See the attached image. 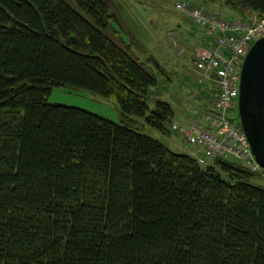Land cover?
Listing matches in <instances>:
<instances>
[{
	"label": "trees",
	"instance_id": "1",
	"mask_svg": "<svg viewBox=\"0 0 264 264\" xmlns=\"http://www.w3.org/2000/svg\"><path fill=\"white\" fill-rule=\"evenodd\" d=\"M71 1L0 0V264H264L255 172L49 101L85 89L172 132L156 74L106 33L116 2ZM205 1L264 18V0Z\"/></svg>",
	"mask_w": 264,
	"mask_h": 264
},
{
	"label": "rangeland",
	"instance_id": "2",
	"mask_svg": "<svg viewBox=\"0 0 264 264\" xmlns=\"http://www.w3.org/2000/svg\"><path fill=\"white\" fill-rule=\"evenodd\" d=\"M68 1L72 3L71 0ZM114 1L118 7V19L111 23L106 33L115 40L120 41L122 39L124 45H131L133 55L147 63L156 74L158 83L150 89V106L154 107L156 101L160 99L170 101L175 112L173 121L183 124L190 123L195 110L205 111L202 107L204 102L209 103V110L212 109L213 101H216V94H218L219 89L213 84L207 86V80L204 82L199 81L193 57L194 52L200 45L198 46V43L193 39L190 42H185L182 31L175 27L176 19L183 15L189 16L176 8V3L180 0ZM188 1L191 3L192 8H199L208 14L213 10L221 14L222 17L231 20L254 21L258 17L255 12H250L245 18L237 14L236 11L234 13L227 6L221 7L219 4L205 0ZM189 18L191 17L189 16ZM194 27L197 26L194 24ZM152 58L155 64L159 65L160 63L159 67L153 64ZM183 62L185 65H182ZM204 86L208 89L206 95L201 92ZM49 101L56 104L80 107L117 123L130 125L140 132L159 139L166 145L171 146L169 144L171 140L176 141L179 147L171 146L172 150L194 157L197 156L196 147L184 141L178 133H163L150 126L144 117L133 116L131 120L124 119L120 106L114 98H106L85 89L62 86L53 89ZM238 114V110L231 112L233 119L235 117L237 119ZM201 122L204 125L206 123L205 120ZM205 126L209 127V125ZM230 159L242 163L239 159ZM251 182L264 188V173L256 172V175L251 178Z\"/></svg>",
	"mask_w": 264,
	"mask_h": 264
},
{
	"label": "built area",
	"instance_id": "3",
	"mask_svg": "<svg viewBox=\"0 0 264 264\" xmlns=\"http://www.w3.org/2000/svg\"><path fill=\"white\" fill-rule=\"evenodd\" d=\"M176 8L187 13L197 26L214 34L211 47L199 46L196 49L193 63L199 81H212L219 91L212 112H203L209 127L195 118L200 113L195 110L190 123L173 121L172 130L188 144L202 146L201 158L203 156L212 160L218 156L233 155L241 159L245 156L251 161L249 167L252 168L253 156L247 137L230 112L238 107L244 60L251 46L264 37V18L257 17L254 21L231 20L213 12L208 14L199 8H192L188 0L178 1Z\"/></svg>",
	"mask_w": 264,
	"mask_h": 264
},
{
	"label": "water",
	"instance_id": "4",
	"mask_svg": "<svg viewBox=\"0 0 264 264\" xmlns=\"http://www.w3.org/2000/svg\"><path fill=\"white\" fill-rule=\"evenodd\" d=\"M238 108L244 133L264 168V37L251 46L244 60Z\"/></svg>",
	"mask_w": 264,
	"mask_h": 264
},
{
	"label": "crops",
	"instance_id": "5",
	"mask_svg": "<svg viewBox=\"0 0 264 264\" xmlns=\"http://www.w3.org/2000/svg\"><path fill=\"white\" fill-rule=\"evenodd\" d=\"M219 14V13H218ZM221 15V14H220ZM222 16V15H221ZM192 19L191 18H189V16H186V15H183L182 17H179L178 19H176L175 20V27L176 28H178L179 30H181L182 31V34L184 35L183 36V40L185 41V42H190V41H192V39L194 40V41H196L197 43H198V46L200 45V46H212V44H213V41H214V34H212L211 32H209L207 29H204V28H201V27H199V28H195L194 27V24L192 23V21H191ZM155 57V56H154ZM162 60V59H161ZM151 61L153 62V64H155V62H154V60H153V58L151 59ZM157 67H159L160 66V63H159V65H157V64H155ZM182 65H185L184 64V62H183V64ZM162 68H163V66H162ZM164 69V68H163ZM209 83V84H208ZM208 83H207V86H209V85H211V84H213V85H215V83L214 82H212V81H208ZM207 87L206 86H204L203 87V89L201 90V92H202V94L203 95H206V93H207ZM216 90V89H215ZM216 97H217V94H216ZM209 104V103H208ZM208 104H207V102H204L202 105L203 106H208ZM202 106V107H203ZM198 107H200V106H198ZM199 116L197 117V119H199L200 121H204V116H203V112H201L200 114H198ZM188 116H190V115H188ZM191 117V116H190ZM194 116H192L191 118H193ZM192 120V119H191ZM190 120V121H191ZM205 125H208L207 123H205ZM176 135V134H175ZM179 138H181L180 136H179ZM182 139V138H181ZM165 144V143H164ZM169 144H171V146H173V147H179L178 145V143L176 142V141H172L171 140V142L169 143ZM166 145V144H165ZM169 148H172L170 145H167ZM195 150H196V152H197V156L201 153L200 152V149L198 148V147H196L195 148ZM196 156V157H197Z\"/></svg>",
	"mask_w": 264,
	"mask_h": 264
},
{
	"label": "bare ground",
	"instance_id": "6",
	"mask_svg": "<svg viewBox=\"0 0 264 264\" xmlns=\"http://www.w3.org/2000/svg\"><path fill=\"white\" fill-rule=\"evenodd\" d=\"M236 110H238L239 111V108L237 107V109H235V110H232V111H236ZM231 111V112H232ZM230 112V113H231ZM235 119H236V117H235ZM238 119V120H237ZM237 121H238V123L240 124V126H241V122L239 121V115H238V117H237ZM242 127V126H241ZM171 130H172V125H171ZM242 130H243V128H242ZM172 132H175V131H173L172 130ZM243 132H244V130H243ZM177 133V132H176ZM245 134V133H244ZM246 135V134H245ZM246 137H247V135H246ZM247 140H248V138H247ZM191 145H193V144H191ZM193 146H196V145H193ZM196 147H198V146H196ZM248 147H249V150H250V154H252V156H253V166H252V168L253 167H256V169H252L251 167H249V165H251V161H249L248 160V158L247 157H242L241 159L240 158H238V157H236V156H233V155H229V156H227V157H220V156H218V157H220V158H234V159H239V160H241L242 161V163L244 164V166H247L252 172H257V173H264V168L260 165V163L257 161V159H256V157H255V155H254V153H253V151H252V147H251V145H250V143H249V140H248ZM199 149H202V146H200V147H198ZM198 157V160H199V162L200 163H202V164H209V162H211L212 160H214V159H216V158H218V157H216V158H214V159H212V160H210L209 158H207V157H203L202 156V158H201V154L199 155V156H197ZM200 158H201V160H200ZM255 170H258V171H255Z\"/></svg>",
	"mask_w": 264,
	"mask_h": 264
}]
</instances>
